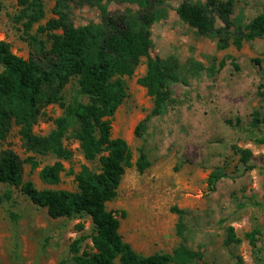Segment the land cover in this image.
Instances as JSON below:
<instances>
[{"label":"rangeland","instance_id":"rangeland-1","mask_svg":"<svg viewBox=\"0 0 264 264\" xmlns=\"http://www.w3.org/2000/svg\"><path fill=\"white\" fill-rule=\"evenodd\" d=\"M217 1L233 3L231 19L236 27L245 28L264 11V0ZM1 2L0 41L10 44L12 52L20 58L46 63L51 42L47 34L38 31L40 26L57 19V0H45L47 17L28 35L17 20L21 12L18 0ZM183 2L164 0L163 5L155 4L154 9L166 17L150 30L154 42L151 58H160L178 77L170 88L166 113L152 116L154 101L138 84L147 74V58L142 59L133 77L124 78L128 98L112 119V138L128 143L134 167L127 170L118 197L108 204V210L126 212V218L121 219L120 234L140 255L171 254L183 244L201 257L197 264H257L245 235L259 228L264 249V145L257 144L252 134L256 130L264 135V123L258 128L253 124L255 116L264 119V103L258 96L259 85L264 83V38L244 43L241 49L231 44L228 49L219 50L216 36H202L179 19L177 9ZM65 6L76 27L101 22L96 5L73 0ZM109 11L116 15L136 13L139 8L111 3ZM217 27H222L220 21ZM29 36L42 40L46 51L31 45ZM212 68L218 72L211 77L205 70ZM78 90L74 80L63 93L65 101L71 103ZM82 100L88 103V98ZM63 115L64 110L58 105L45 107L34 128L35 134L49 135L55 129V120ZM65 146L72 151L73 158L63 162L65 173L57 186L42 183L39 173L58 159L28 153L19 128L14 126L7 139L0 140V155L6 151L16 153L23 162L24 181L32 182L39 190L75 192V177L82 168L100 172L101 165L99 159L95 162L85 159L78 141L69 138ZM141 150L151 164L143 174L136 168ZM238 150L251 152L247 165ZM28 158L39 163L36 171L32 172L30 165L24 163ZM218 169L228 177L210 192L209 177ZM8 191L12 193L11 201L0 205V264L71 262V247L81 238H85L81 254L92 250L94 228L90 217L52 219L46 209L34 205L20 188L1 186L0 197ZM174 208L184 213L182 237L178 236L180 217L172 212ZM13 215L18 217L16 222ZM230 227L242 239L240 246L226 245Z\"/></svg>","mask_w":264,"mask_h":264},{"label":"trees","instance_id":"trees-1","mask_svg":"<svg viewBox=\"0 0 264 264\" xmlns=\"http://www.w3.org/2000/svg\"><path fill=\"white\" fill-rule=\"evenodd\" d=\"M72 1L57 0V19L39 28L38 33L47 34L51 42L48 51L42 40L29 36L31 45L46 51V63L20 58L12 52L10 44L0 41V66L3 68L0 73V140L5 141L15 126L19 128L21 141L28 153L56 157L58 161L54 165L44 167L39 173L41 182L48 186L61 184L65 173L63 162L73 158L72 151L65 146V140L69 138L79 142L87 161L99 159L100 172L83 167L75 177V192L39 190L32 182L24 181L23 162L18 155L6 151L0 155V187L20 188L34 205L46 209L52 219L90 217L94 228L92 250L81 254L85 241L81 238L71 247L72 261L61 264H117V261L120 264H197L201 257L183 244L171 254H138L120 234L121 219L126 218V212L108 210V204L118 197L127 170L134 167L128 143L112 138V119L128 98L124 78L133 77L142 59H148L147 74L139 79L138 84L154 101L152 116L166 113L171 98L170 88L178 82L171 66L150 56L154 46L150 30L166 17L163 12L155 10L154 5H163L164 0H106L105 4L103 0L96 3L83 0L98 7L101 22L82 27H76L66 12L65 4ZM111 3L136 5L139 11L115 15L109 11ZM18 4L21 12L17 20L28 35L47 17L45 0H18ZM233 10L232 2L207 0L202 4L184 0L177 9V15L200 35L216 36L219 50H226L231 44L241 49L244 43L264 38V11L242 28L234 26L231 19ZM2 12L0 0V16ZM218 21L222 27H217ZM205 71L211 77L218 72L215 68ZM74 80L79 90L72 102L67 103L63 93ZM258 96L264 103V83L259 85ZM83 97L88 98V103L83 102ZM50 105L60 106L64 115L55 120V129L49 135H36L34 128L42 118V110ZM263 123L264 119L255 116V128ZM141 130L142 125L137 130L138 137H141ZM252 134L257 144L264 145L263 134L256 130ZM237 152L244 164L251 161L249 150ZM24 163L30 165L32 172L39 168L34 158H28ZM150 165L146 153L141 150L136 163L138 172L143 174ZM227 177L223 170L214 171L208 180L209 191L214 192L219 182ZM11 199L12 193L8 191L0 197V205ZM172 212L180 217L177 231L182 237L184 213L176 208ZM12 218L15 222L18 220L15 215ZM261 238L259 228L245 235L257 264L264 261ZM225 243L227 246H240L242 239L230 227Z\"/></svg>","mask_w":264,"mask_h":264},{"label":"crops","instance_id":"crops-1","mask_svg":"<svg viewBox=\"0 0 264 264\" xmlns=\"http://www.w3.org/2000/svg\"><path fill=\"white\" fill-rule=\"evenodd\" d=\"M124 240V239H123ZM151 256V255H150Z\"/></svg>","mask_w":264,"mask_h":264}]
</instances>
